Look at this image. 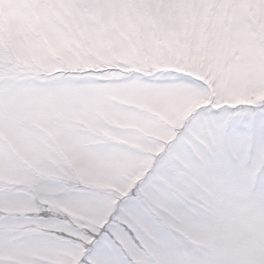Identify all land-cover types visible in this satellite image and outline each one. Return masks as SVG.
<instances>
[{"label":"snow or ice","instance_id":"6c2138e0","mask_svg":"<svg viewBox=\"0 0 264 264\" xmlns=\"http://www.w3.org/2000/svg\"><path fill=\"white\" fill-rule=\"evenodd\" d=\"M264 0H0V264H264Z\"/></svg>","mask_w":264,"mask_h":264},{"label":"rangeland","instance_id":"374dc122","mask_svg":"<svg viewBox=\"0 0 264 264\" xmlns=\"http://www.w3.org/2000/svg\"><path fill=\"white\" fill-rule=\"evenodd\" d=\"M264 241V214L255 213L244 219L236 232V243L243 248L249 244L259 245Z\"/></svg>","mask_w":264,"mask_h":264}]
</instances>
